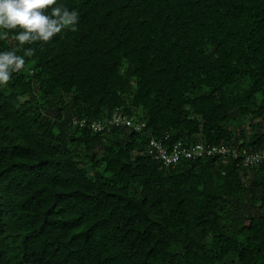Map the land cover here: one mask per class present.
<instances>
[{"label":"trees","instance_id":"obj_1","mask_svg":"<svg viewBox=\"0 0 264 264\" xmlns=\"http://www.w3.org/2000/svg\"><path fill=\"white\" fill-rule=\"evenodd\" d=\"M58 5L0 87V264H264V0ZM115 112L143 128L92 129ZM164 137L235 156L165 167Z\"/></svg>","mask_w":264,"mask_h":264},{"label":"clouds","instance_id":"obj_2","mask_svg":"<svg viewBox=\"0 0 264 264\" xmlns=\"http://www.w3.org/2000/svg\"><path fill=\"white\" fill-rule=\"evenodd\" d=\"M78 21V13L75 10L59 6L58 0H0V37L13 34L14 39L18 42V47L24 50V55H18L15 49L0 51V87L6 86L12 75L24 68L25 57L32 56L34 52L30 45L35 42L48 43L65 29L70 28L74 31ZM26 44L29 47L24 48ZM120 114L124 116L122 113ZM124 117L131 120L134 125L141 126L140 130L143 128V124L134 122L127 116ZM108 123L106 125L99 124L102 129L95 132H101L105 128L107 131L114 128L134 129L125 125L109 126Z\"/></svg>","mask_w":264,"mask_h":264},{"label":"built area","instance_id":"obj_3","mask_svg":"<svg viewBox=\"0 0 264 264\" xmlns=\"http://www.w3.org/2000/svg\"><path fill=\"white\" fill-rule=\"evenodd\" d=\"M109 126L133 127L140 130L141 126L134 125L131 120L122 116L120 113H115L109 121ZM94 131H100L102 127L99 124L92 125ZM167 137L159 140H150L148 145V153L155 159L160 161L164 166H173L181 159L197 160L200 158L217 159L223 164L230 156H235V150L230 151L226 147L204 146L202 143L191 146H183L181 143L166 145ZM264 159V156L259 154H248L243 161L244 166L256 164Z\"/></svg>","mask_w":264,"mask_h":264}]
</instances>
